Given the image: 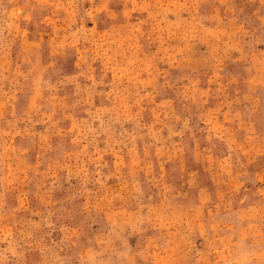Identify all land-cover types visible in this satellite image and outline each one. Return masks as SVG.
I'll return each instance as SVG.
<instances>
[{
    "label": "rangeland",
    "instance_id": "1",
    "mask_svg": "<svg viewBox=\"0 0 264 264\" xmlns=\"http://www.w3.org/2000/svg\"><path fill=\"white\" fill-rule=\"evenodd\" d=\"M0 264H264V0H0Z\"/></svg>",
    "mask_w": 264,
    "mask_h": 264
}]
</instances>
